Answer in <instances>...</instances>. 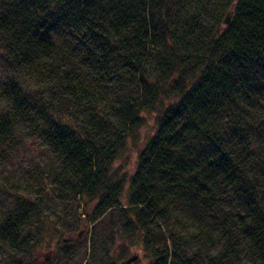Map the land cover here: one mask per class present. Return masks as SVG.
Listing matches in <instances>:
<instances>
[{"label": "trees", "instance_id": "1", "mask_svg": "<svg viewBox=\"0 0 264 264\" xmlns=\"http://www.w3.org/2000/svg\"><path fill=\"white\" fill-rule=\"evenodd\" d=\"M0 65V162L18 125L41 136L57 159L46 173L82 204L102 264L115 211L143 264H238L236 220L264 264V118L252 114L264 106V0H0ZM132 148L131 169L109 171ZM30 162L25 173L46 165ZM225 198L236 213L220 214ZM18 200L0 248L24 254L43 209ZM213 236L228 243L206 258Z\"/></svg>", "mask_w": 264, "mask_h": 264}, {"label": "rangeland", "instance_id": "2", "mask_svg": "<svg viewBox=\"0 0 264 264\" xmlns=\"http://www.w3.org/2000/svg\"><path fill=\"white\" fill-rule=\"evenodd\" d=\"M8 73L9 71H5L0 65V81L6 79ZM21 81L27 83L30 80L24 78ZM1 106L2 104L0 103ZM252 111L254 116L264 118V106L255 107ZM254 124L256 125V123ZM19 127L18 125L14 129L13 137L9 140V144L15 148L12 149L13 153L9 155L10 159L8 158L0 162V217L6 212V209L19 203L18 199H22L25 202L31 199L34 201L41 199L40 202L42 203L40 206L43 212L39 217L40 222L38 221V227L42 230L39 232L41 234L38 243L32 245V248L28 250L29 253L23 254L19 248L1 247L0 264H20V262L22 264H102L96 252H94L95 243L91 236L92 223L87 218V214L81 212L82 204L76 206V202L66 196L60 195L57 185L52 183L46 173V169L51 165H48V161L44 159L53 156V163L57 161L55 155L49 150L50 145L43 144L45 140L43 141L41 136L23 132ZM125 151L118 161L111 166L109 171H117L121 174L131 169V162L134 161L133 148L130 152L127 149ZM31 158H34V161H42L46 164L37 165L39 168L38 174H34L33 172L25 173L26 169L36 166L31 165ZM28 179H32V181H28ZM261 179L263 178L260 177ZM228 201L232 202L229 203ZM236 202L238 203V201ZM236 202L234 199L228 200L225 198L219 206L220 214H225V211L232 214L236 213L238 208H240ZM122 205L128 206L127 204ZM89 209L91 211V207ZM116 213L115 211L114 217H118ZM114 217L109 216L112 226L111 230L110 228H106L103 231L104 233H111V231L113 233H111L113 242L107 254L108 259L103 261V264H117L120 259L133 252L138 254V258L134 262L143 264L145 260L143 259L142 252L138 247L130 244V233H122L119 226L120 222L114 221ZM231 221L235 220L231 219ZM62 226L63 228H61ZM228 227H230L228 233H232L234 230V233H236L234 237H236L237 242H241V244L233 247L234 249H238V251L232 252V254L237 255H232L233 259L238 260V264H252L250 256L247 255L246 242H244V233L240 227V222L236 220L232 225L231 223L228 224ZM35 229L36 225H30L29 228H23L22 233L26 231L30 233ZM192 229H194L193 226H189L187 230H184V233L185 235H190V237L187 236L186 238L192 241L190 242L192 244L191 250H194L200 247L201 240L196 239L193 242L196 237L192 236ZM212 238L215 240V249L209 250L208 254L205 255L206 258L216 255L221 250L220 248L224 247V243L226 245L228 243L224 239L218 241L217 236H213ZM212 238L206 241L204 246L213 241ZM25 239L28 240V236ZM231 239H233V236H231ZM66 250L70 252L67 260ZM205 257H203V260L206 259Z\"/></svg>", "mask_w": 264, "mask_h": 264}, {"label": "water", "instance_id": "3", "mask_svg": "<svg viewBox=\"0 0 264 264\" xmlns=\"http://www.w3.org/2000/svg\"><path fill=\"white\" fill-rule=\"evenodd\" d=\"M231 11H227L222 19L223 23H228L230 21ZM138 254L137 253H131L125 258L121 259L118 264H132L135 260H137Z\"/></svg>", "mask_w": 264, "mask_h": 264}]
</instances>
